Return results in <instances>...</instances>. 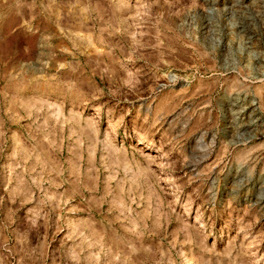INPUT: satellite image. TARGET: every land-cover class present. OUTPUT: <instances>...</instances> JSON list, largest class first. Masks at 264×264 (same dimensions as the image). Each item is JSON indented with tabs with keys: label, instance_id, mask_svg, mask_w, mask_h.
<instances>
[{
	"label": "rangeland",
	"instance_id": "obj_1",
	"mask_svg": "<svg viewBox=\"0 0 264 264\" xmlns=\"http://www.w3.org/2000/svg\"><path fill=\"white\" fill-rule=\"evenodd\" d=\"M214 1L0 0V264H264V0Z\"/></svg>",
	"mask_w": 264,
	"mask_h": 264
},
{
	"label": "bare ground",
	"instance_id": "obj_2",
	"mask_svg": "<svg viewBox=\"0 0 264 264\" xmlns=\"http://www.w3.org/2000/svg\"><path fill=\"white\" fill-rule=\"evenodd\" d=\"M210 2V1H209ZM211 2H215L214 0H211ZM238 6V5H237ZM250 6V5H249ZM118 7V6H117ZM248 8V7H247ZM242 9V8H241ZM243 10V9H242ZM116 11H119V10H116ZM240 11V10H239ZM114 13V12H113ZM119 13V12H118ZM58 14V13H57ZM38 15V14H37ZM60 15V14H59ZM64 15V14H63ZM72 15V14H71ZM120 15V14H119ZM245 15V14H244ZM114 16V15H113ZM44 17V16H43ZM41 18V20H40V23H39V27H40V30L41 31H43V32H48V31H53V26H52V24H51V22H49V19L51 18V15L50 14H47L46 13V16L44 17V18ZM52 17H56L55 19H57V16H52ZM78 18V17H77ZM76 18V19H77ZM67 19V21L66 22H68L69 20H71V19H69L68 17H66L65 18V20ZM13 20V19H12ZM39 20V19H38ZM60 20H61V18H60ZM60 20H59V22H60ZM11 20H9V22H10ZM62 21V20H61ZM72 21V20H71ZM7 22V21H6ZM70 22V21H69ZM12 23V22H11ZM9 23H7V25H8ZM63 24V23H62ZM60 25V24H59ZM70 25V24H69ZM75 25H76V23H75ZM78 25L79 24H77L76 26L78 27ZM82 25V24H81ZM81 25H80V27H81ZM62 26V25H61ZM71 26H73V23H72V25ZM83 26H85V25H83ZM71 28H73V27H71ZM74 28H76V27H74ZM82 28V27H81ZM50 31V33L52 34V32ZM54 32V31H53ZM69 33V32H68ZM47 34H49V32L47 33ZM58 34V33H57ZM56 34V35H57ZM54 36V35H53ZM59 36H57V38H58ZM51 38V37H50ZM56 38V39H57ZM78 38V37H77ZM79 38H81V37H79ZM60 40V39H59ZM75 40V39H74ZM43 41V40H42ZM64 41V40H63ZM46 42V41H45ZM76 42V41H75ZM96 42V41H95ZM47 43V42H46ZM33 44V43H32ZM45 43H43V45H44ZM51 45V44H50ZM50 45L48 46V47H50ZM109 45V44H108ZM35 46V45H34ZM44 47V46H43ZM53 47V46H52ZM53 50V49H52ZM93 50V49H92ZM54 51V50H53ZM31 52V51H30ZM44 52H42V54H40V55H44L43 54ZM47 55V54H46ZM109 57V56H108ZM106 58V57H105ZM104 59V58H103ZM31 67V66H30ZM114 74V73H113ZM172 77V76H171ZM86 122V121H85ZM83 129V128H82ZM90 135V134H89ZM105 146V145H104ZM112 149H114V148H112ZM117 150V149H116ZM96 237H97V234L95 235ZM98 240V239H97ZM96 241V240H95ZM98 242H99V240H98ZM91 243V242H90Z\"/></svg>",
	"mask_w": 264,
	"mask_h": 264
}]
</instances>
